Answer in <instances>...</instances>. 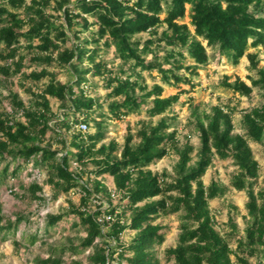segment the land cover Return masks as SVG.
Segmentation results:
<instances>
[{
    "label": "trees",
    "instance_id": "trees-1",
    "mask_svg": "<svg viewBox=\"0 0 264 264\" xmlns=\"http://www.w3.org/2000/svg\"><path fill=\"white\" fill-rule=\"evenodd\" d=\"M209 50L216 67L248 64L245 78L222 76L220 86L232 97H216L215 105L194 97L200 72L211 63ZM109 51L112 60L104 57ZM261 51L264 0H0V184L10 179L15 192L27 176L21 198L38 208L67 198L63 213L44 216L45 234L69 219L85 232L79 244L69 240L34 263L85 264L76 256L89 251V264H161L158 252L171 233L161 220L178 215L168 263L264 264V186L252 147L264 153ZM13 78L28 103L12 90ZM97 80L108 91L103 102L92 96ZM165 87L175 94L165 97ZM257 95L262 104L241 112L237 133L233 101L254 102ZM179 104L188 108L185 123ZM143 115L148 120L127 125L122 144L104 142L110 122ZM81 123L87 131L77 129ZM183 129L189 135L182 141ZM171 155L177 157L173 175L151 169ZM218 159L237 168L229 186L204 182ZM44 171L50 197L37 181ZM231 189L245 193L246 214L227 203L221 225L211 202ZM29 223L25 213L2 215L0 205L3 240ZM39 233L25 236L34 245ZM22 245L14 241L16 250Z\"/></svg>",
    "mask_w": 264,
    "mask_h": 264
},
{
    "label": "rangeland",
    "instance_id": "rangeland-1",
    "mask_svg": "<svg viewBox=\"0 0 264 264\" xmlns=\"http://www.w3.org/2000/svg\"><path fill=\"white\" fill-rule=\"evenodd\" d=\"M189 23V19L186 20ZM143 39L148 38L147 34L142 35ZM209 55L211 56V63L204 68L200 73V79L202 81V86L198 87L194 92V97L198 102L205 103L207 105H215L217 104L216 97H223L225 101L232 97V94L227 90L221 88L220 82L223 75H232L238 74L241 77L245 78L248 75L247 71V62L243 60L239 66L234 67L229 63L225 62L216 67L214 62L213 53L209 50ZM260 56L264 59V53L261 51ZM107 60H112L113 55L112 51H109L108 54L104 56ZM264 65V62H262ZM117 65V63H116ZM61 79L63 81H68L70 77L67 73H63L61 75ZM12 82V90L19 94L21 99L28 103L29 96L24 93V91L19 87L18 78H13ZM155 81L148 78L149 85H153ZM98 88L97 92H93L92 96L100 97L101 102H103V97L108 93V91L104 87V83L102 81H96ZM0 93H5L4 89L0 88ZM175 94V90L172 88L165 87L164 96H170ZM183 102L187 99V96H184ZM261 98L257 95L254 102H249L246 99H242L240 103H237L236 100L233 101V105L237 104L238 112L234 115L235 124L237 126V133H240L239 129V120L241 117V112L251 107L260 106L262 104ZM51 105L53 110L56 113H60V103L56 100H51ZM106 111V109H105ZM176 111L180 115V119L185 123V118L188 115V108L182 107V105H178ZM158 118L155 119V121ZM140 120H148V118L143 115L139 116H131L121 122H110L107 125V138L104 141L108 143L112 139H116L119 143L124 142V137L126 134V127L128 124L133 126L137 125ZM91 133H94V128H91ZM189 135L188 130L183 129L180 134V139L183 141L184 137ZM192 141L198 145L199 141L196 137L192 139ZM256 159L260 164L261 169V178L260 183L261 186H264V153L261 147L257 145H252ZM177 162V157L175 155H171L169 157L164 158L160 161L156 166H152L151 169L154 172L161 173L164 170H167L169 173L173 175V168ZM75 170V167L72 166ZM237 171V168L234 166L233 161L231 159L228 160H216L215 164L208 170L204 182L208 185L211 179L217 180L220 184L229 186L231 178L233 174ZM48 173L44 171V173L37 178L38 183L43 187L44 194L46 197H50L52 195V189L47 185ZM30 178L27 176H23L20 179V182L17 184V188L15 192H11L12 181L9 179L7 182H3L0 184V205L2 210V215L6 217H14L16 213H25L30 218V223L21 228V231L17 235H10L3 240L5 237L4 233L0 234V264H35L34 261L36 258H46L50 252L51 248H59L69 243V240H73L75 244H79L81 239L85 236V232L82 229H74L72 227L73 219L64 220L63 223L59 224L56 228L51 229L48 234H45L43 229L45 227L44 216L46 214H60L63 213L67 208V198H61L57 201H48L43 208H38L37 203H30L27 199L21 198V195L24 193L23 189L27 184H29ZM105 184L111 189L114 190V182L111 176L104 177ZM74 201H77V198L71 195ZM246 201V195L243 192H237L234 189L229 190L228 194L224 198H219L213 200L211 202L212 212L216 215L219 223L224 225L227 222V203H233L238 206L244 214L246 211L244 209V204ZM164 224L168 225L171 228V233L168 235V238L165 244L161 247L158 252V257L161 260V264H172L168 263L165 260V250L170 246H175L177 243V238L179 234L178 225H179V216L173 215L171 217H166L161 220ZM237 223L241 230L244 228V222L241 217L237 218ZM36 232L39 233V240L34 244H30L28 241V237L33 235ZM124 240H129V234H125ZM20 241L23 245L19 249H15L14 241ZM90 252L80 253L76 256V259L84 262L85 264H89L88 257ZM65 259L70 261L69 255L66 254ZM252 263H256V260L253 259Z\"/></svg>",
    "mask_w": 264,
    "mask_h": 264
},
{
    "label": "built area",
    "instance_id": "built-area-1",
    "mask_svg": "<svg viewBox=\"0 0 264 264\" xmlns=\"http://www.w3.org/2000/svg\"><path fill=\"white\" fill-rule=\"evenodd\" d=\"M77 129L79 131L85 132L88 130V126L85 123H81L77 126ZM73 166L75 167V169L78 167V164L74 163Z\"/></svg>",
    "mask_w": 264,
    "mask_h": 264
}]
</instances>
